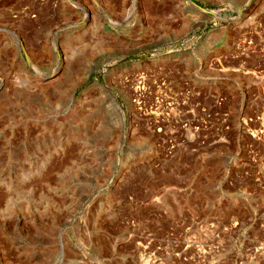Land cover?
<instances>
[{
  "label": "rangeland",
  "instance_id": "obj_1",
  "mask_svg": "<svg viewBox=\"0 0 264 264\" xmlns=\"http://www.w3.org/2000/svg\"><path fill=\"white\" fill-rule=\"evenodd\" d=\"M0 264H264V0H0Z\"/></svg>",
  "mask_w": 264,
  "mask_h": 264
},
{
  "label": "built area",
  "instance_id": "obj_2",
  "mask_svg": "<svg viewBox=\"0 0 264 264\" xmlns=\"http://www.w3.org/2000/svg\"><path fill=\"white\" fill-rule=\"evenodd\" d=\"M136 79V87H138L140 94L139 96H136L133 92V99H135L134 101L139 107V110L143 109L142 116L149 121V124H151L150 129H152V133L162 141L161 145H164V148H166V151L168 152L172 150L173 142L168 136H166V139L164 140L163 134L171 130V119L173 114L171 111L172 108H169L170 102L167 100L166 96H199V93L191 90V92L178 94V92L176 93L167 87L164 79L155 75L145 76L144 78L139 77ZM163 107L171 112H164L162 110ZM166 123L168 124L166 127L167 129L164 126L162 127V125Z\"/></svg>",
  "mask_w": 264,
  "mask_h": 264
},
{
  "label": "bare ground",
  "instance_id": "obj_3",
  "mask_svg": "<svg viewBox=\"0 0 264 264\" xmlns=\"http://www.w3.org/2000/svg\"><path fill=\"white\" fill-rule=\"evenodd\" d=\"M187 5H191L192 7H195L194 6V4L192 3V2H189V4H188V2L186 3ZM65 42V41H64ZM63 49V48H62ZM67 52V51H66ZM200 54H202V55H200ZM201 56L200 58L202 59V56H203V52H200V53H198V54H196V56L195 55H193V54H190L189 55V57L188 58H186V64H189V63H191V62H193L198 56ZM175 57V56H174ZM198 59L197 60V62H200L201 61V59ZM115 59V56H110V57H108V58H105V60H103V61H101V62H99L98 64H96L94 67H93V70H95V69H97L100 65H104V64H106V63H109V62H111V61H113ZM198 76L200 75V73L201 72H199V71H197V72H195ZM108 74V73H107ZM201 76V75H200ZM136 81H137V79H135ZM96 84V83H95ZM136 84H137V82H134V84H133V92H134V94L136 95V96H139V91H138V87H136ZM130 107L132 108V105H130Z\"/></svg>",
  "mask_w": 264,
  "mask_h": 264
},
{
  "label": "water",
  "instance_id": "obj_4",
  "mask_svg": "<svg viewBox=\"0 0 264 264\" xmlns=\"http://www.w3.org/2000/svg\"><path fill=\"white\" fill-rule=\"evenodd\" d=\"M193 4H194L195 7H197V8L202 10V8L199 5H197L195 2H193Z\"/></svg>",
  "mask_w": 264,
  "mask_h": 264
}]
</instances>
